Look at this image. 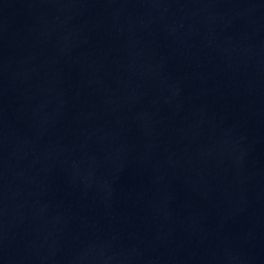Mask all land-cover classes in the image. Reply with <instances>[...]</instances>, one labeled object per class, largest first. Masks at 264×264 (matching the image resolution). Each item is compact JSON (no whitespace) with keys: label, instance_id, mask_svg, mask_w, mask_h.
Returning <instances> with one entry per match:
<instances>
[{"label":"water","instance_id":"1","mask_svg":"<svg viewBox=\"0 0 264 264\" xmlns=\"http://www.w3.org/2000/svg\"><path fill=\"white\" fill-rule=\"evenodd\" d=\"M0 264H264V0H0Z\"/></svg>","mask_w":264,"mask_h":264}]
</instances>
